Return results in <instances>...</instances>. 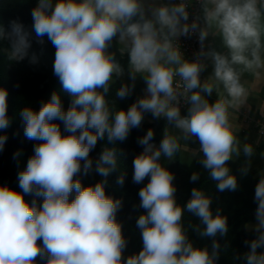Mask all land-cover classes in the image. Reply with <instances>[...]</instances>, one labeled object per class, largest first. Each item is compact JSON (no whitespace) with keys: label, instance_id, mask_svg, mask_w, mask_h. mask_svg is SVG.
<instances>
[{"label":"clouds","instance_id":"9594fccd","mask_svg":"<svg viewBox=\"0 0 264 264\" xmlns=\"http://www.w3.org/2000/svg\"><path fill=\"white\" fill-rule=\"evenodd\" d=\"M31 18V30L18 19L0 25V42L11 61H22L33 33L41 45L47 38L55 48L53 75L71 100L65 109L53 91L38 111L18 112L24 137L36 143L23 166V152L13 153L19 190L0 184V264H218L228 247L218 239L228 236L227 216L213 211V196L202 187L179 204L174 173L162 158L170 162L188 152L218 192L238 190L229 162L242 156L239 172L246 176L258 142L238 135L233 113L248 104L246 76L264 71V0H37ZM193 38L198 48L189 56L181 41ZM138 79L142 95L127 109L117 107ZM8 96L0 87V152L13 122ZM146 115L165 124L158 145L152 128L137 140L143 150L133 160L132 181L148 178L134 206L144 210L135 222L142 248L126 256L128 240L117 219L123 199L106 187L119 171L115 183L123 188L119 145ZM93 170L101 179L85 186L80 177ZM200 176L193 171L190 182ZM258 177L254 223L246 225L253 237L234 255L238 264H264V172ZM186 214L199 223L185 225ZM190 232L209 238L210 247L196 246Z\"/></svg>","mask_w":264,"mask_h":264},{"label":"trees","instance_id":"16d2710c","mask_svg":"<svg viewBox=\"0 0 264 264\" xmlns=\"http://www.w3.org/2000/svg\"><path fill=\"white\" fill-rule=\"evenodd\" d=\"M36 3L37 0H0V25L6 27L10 20L18 19L31 30V9L35 7ZM31 43L32 46L29 49L27 58L22 61H11L8 58L6 43L0 42V87L7 88L9 92L8 115L13 118L11 126L6 130L8 140L5 149L0 152V184L7 183L16 190H19L16 180L18 168L16 161L12 159L13 153L18 150L23 152L21 164L23 166L27 158L32 155L33 146L36 143V141H30L24 137L23 124L18 116L19 110L27 106L38 111L41 102L47 101L53 91L60 94L65 109L68 108L71 100V97L62 91L58 79L53 75L55 48L47 41V38H45L43 45L37 43L34 33ZM33 55L36 57L35 63L31 62ZM119 86V81L112 85L113 94L109 97L110 100L114 98L115 89ZM136 91L137 87L132 96L126 100H119L117 107L127 109L137 98ZM164 124L165 121L163 120L144 121L140 129H133L126 141L119 145L121 149L120 169L127 172L123 188H119L115 183L119 171L111 174L108 178L109 184L106 187V192L116 198L123 199V208L118 212L117 219L122 223L123 233L128 240L127 248L125 249L126 256L137 253L142 248L140 232L136 228L135 222L138 215L143 213L144 210L134 206L139 205L138 192L148 182V178L142 184H134L132 181L133 160L143 150L137 140L149 128H152L155 132L154 142L158 145L162 138ZM0 134L5 133L0 131ZM102 143L99 142L95 151L91 153L94 160L101 151ZM243 163V157L229 162L232 172L237 175L239 188L236 192L226 191L224 193L216 190L214 182L208 179L207 173L203 171L200 163L195 158L188 165L180 164L177 159L169 165H165L174 173L175 179L173 183L177 187L176 197L179 204H186L193 187H202L213 196V211L216 208H220L221 214L227 216L230 226L228 236L218 239L222 248L225 243L228 244V247L222 251L218 264H238L233 259L234 255L246 251L243 240L253 237V233L245 229V224L254 221L256 204L253 198L258 178L255 177L251 169L246 176H241L239 168ZM193 171L201 172L200 179L195 183L190 182V176ZM80 178L85 186L95 184L101 179L94 170L87 176H81ZM25 199L30 202L33 197L26 196ZM37 200L41 202V198H37ZM189 222L196 224L199 223V220L190 214H186L185 225ZM189 236L198 247L206 245L210 247L211 245L209 238H201L195 232H190Z\"/></svg>","mask_w":264,"mask_h":264},{"label":"crops","instance_id":"0c3cea01","mask_svg":"<svg viewBox=\"0 0 264 264\" xmlns=\"http://www.w3.org/2000/svg\"><path fill=\"white\" fill-rule=\"evenodd\" d=\"M216 47H219V41L214 42ZM210 71V69H209ZM207 75V73H205ZM127 77H125V80ZM137 96L142 95V90L144 88V84L141 80L138 79L137 84ZM246 87L249 90L248 104L240 111L233 113V120L237 124V127L240 129L238 135L243 138L244 136H248L250 141H257V152L258 154L253 158L250 169L254 172L256 178H259L256 175L257 170H261L264 172V158H261L259 155L260 152H264V140H259L254 129L251 125L244 121V117L249 118H264L260 116V112L264 111V71H260L255 75H247L246 76ZM215 94L210 97V100H215ZM198 144H190V147H197ZM183 153L185 154L184 156ZM181 153L177 158L178 162L182 165L185 164L194 158L188 152ZM242 157V156H241ZM254 222V221H253Z\"/></svg>","mask_w":264,"mask_h":264},{"label":"built area","instance_id":"2783aa9c","mask_svg":"<svg viewBox=\"0 0 264 264\" xmlns=\"http://www.w3.org/2000/svg\"><path fill=\"white\" fill-rule=\"evenodd\" d=\"M181 43L184 45V51L186 52L187 55L191 56L195 50L198 48V45L193 38L192 40H182ZM182 111H185L182 109ZM244 121L249 123L251 127L254 129L258 139L264 140V136L258 135L261 129H264V118H249V117H244Z\"/></svg>","mask_w":264,"mask_h":264},{"label":"rangeland","instance_id":"374dc122","mask_svg":"<svg viewBox=\"0 0 264 264\" xmlns=\"http://www.w3.org/2000/svg\"><path fill=\"white\" fill-rule=\"evenodd\" d=\"M144 121H146V122L152 121L151 116H150V115H146ZM184 155H185V154L183 153L182 156H184ZM171 162H172V161H170V162H169V161H164L163 158H162V163H164L165 165H169ZM185 162H187V163H185V164H189V163H190V161H185ZM259 172H262V169L256 171V175H257V176H258V173H259ZM250 223H254V222H249V223H247V224H250ZM247 224H245V229H246V230H247V228H246V225H247ZM247 231H248V230H247Z\"/></svg>","mask_w":264,"mask_h":264}]
</instances>
